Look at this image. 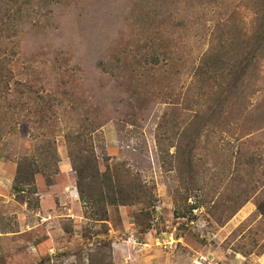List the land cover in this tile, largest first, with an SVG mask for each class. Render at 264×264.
<instances>
[{
    "label": "rangeland",
    "instance_id": "obj_1",
    "mask_svg": "<svg viewBox=\"0 0 264 264\" xmlns=\"http://www.w3.org/2000/svg\"><path fill=\"white\" fill-rule=\"evenodd\" d=\"M256 1L166 5L187 23L147 66L143 0H0V264H90L102 247L113 264H264V53L218 112L191 68L218 23L251 29ZM80 134L101 171L138 176L154 205L108 206L96 221L70 158ZM48 143L58 172L36 175L24 202L17 166Z\"/></svg>",
    "mask_w": 264,
    "mask_h": 264
},
{
    "label": "trees",
    "instance_id": "obj_2",
    "mask_svg": "<svg viewBox=\"0 0 264 264\" xmlns=\"http://www.w3.org/2000/svg\"><path fill=\"white\" fill-rule=\"evenodd\" d=\"M143 1L146 2L142 15L143 19L140 17L138 21L140 24H144L143 28L147 37L145 42L136 49V55H143L145 52L150 53L153 49L152 54L143 55V60L147 61V66H160V62L169 58L170 54L169 47L171 44L169 42H172L173 38L166 37L169 26H172L171 31H175L177 28L185 27L187 23L185 17L175 18L171 13H167L165 6L176 8L181 2L187 4V0ZM199 2L204 5L218 6L222 3V0H199ZM255 4L256 19L251 29L244 30L243 27L237 24L229 25L227 22L218 23L220 33L216 43L200 58L199 64H193L194 67L191 66L194 74L202 84V93L208 89L216 94L213 100L215 102L214 109L209 107L211 110H217L218 112V110L224 108L222 106L228 102V97L236 93L240 85L245 82L244 78L251 66H256L262 58L264 53V0H257ZM135 7H137L136 4ZM187 8L190 9L188 4ZM145 25L148 30H153V36H151L150 30L148 31ZM164 41L168 44L160 55V51L156 52V45H161ZM161 56H163V59H161ZM140 58L136 60V63L141 61ZM199 115L198 119L201 121L203 118L201 114ZM81 138L82 134L72 140L74 146L72 151L70 148V158L76 175L80 200L86 208L94 210L93 218L96 221L108 220V206L128 205L141 199L149 207L154 205L155 195L153 191L149 193L151 198L145 196L147 184H142L138 176L128 180L118 166L114 168L108 166L101 171L93 146H80ZM194 140L192 139V141ZM84 143H88V141ZM187 145L189 146V143ZM54 150V146L48 143L42 146L41 152L44 154L41 160L19 162L12 188L22 201L25 202V194H35L36 183L34 179L36 175L41 174L49 179L57 174L58 156ZM185 161L187 160L185 159ZM90 264H113L111 252L108 253L104 247L99 248L98 255L90 261Z\"/></svg>",
    "mask_w": 264,
    "mask_h": 264
},
{
    "label": "built area",
    "instance_id": "obj_3",
    "mask_svg": "<svg viewBox=\"0 0 264 264\" xmlns=\"http://www.w3.org/2000/svg\"><path fill=\"white\" fill-rule=\"evenodd\" d=\"M160 239H162V240H165V238H161L160 237ZM157 242L159 243V244H161L162 242H163V244L164 245H166L167 243H164V241H161V240H159V238L157 239ZM203 257V256H202ZM211 258V256H207V257H203L202 259H201V261H199V264H212V262H213V259H210ZM203 260V261H202Z\"/></svg>",
    "mask_w": 264,
    "mask_h": 264
}]
</instances>
